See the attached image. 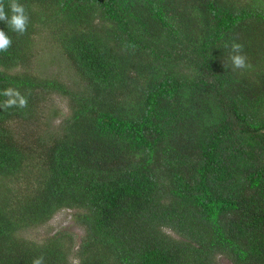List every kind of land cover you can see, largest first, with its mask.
<instances>
[{
	"label": "trees",
	"instance_id": "16d2710c",
	"mask_svg": "<svg viewBox=\"0 0 264 264\" xmlns=\"http://www.w3.org/2000/svg\"><path fill=\"white\" fill-rule=\"evenodd\" d=\"M19 2L26 31L0 21V264H264V0ZM61 210L78 241L22 234Z\"/></svg>",
	"mask_w": 264,
	"mask_h": 264
},
{
	"label": "clouds",
	"instance_id": "9594fccd",
	"mask_svg": "<svg viewBox=\"0 0 264 264\" xmlns=\"http://www.w3.org/2000/svg\"><path fill=\"white\" fill-rule=\"evenodd\" d=\"M28 13L23 3L19 0H0V21L4 22L11 31L23 34L28 24ZM11 43L9 35L5 30L0 29V52L6 50ZM242 45L232 43L229 60L233 68H246V57L241 52ZM3 95L8 97L4 101L6 106L17 105L23 107L26 104V98L19 91L13 88H5ZM32 264H43V257L37 256L32 260Z\"/></svg>",
	"mask_w": 264,
	"mask_h": 264
},
{
	"label": "rangeland",
	"instance_id": "374dc122",
	"mask_svg": "<svg viewBox=\"0 0 264 264\" xmlns=\"http://www.w3.org/2000/svg\"><path fill=\"white\" fill-rule=\"evenodd\" d=\"M50 51V47L47 52ZM54 51V49H53ZM54 69V66L50 67ZM53 105L55 107H60L65 111V102L61 98H54ZM71 210H61L57 212L47 223L37 226L35 228H29L23 231V235L32 240L39 241L43 239L46 235L54 233L56 231L66 230L75 235V240L78 241V237L82 234V231L78 225L73 222ZM219 264H230L226 259L219 258Z\"/></svg>",
	"mask_w": 264,
	"mask_h": 264
}]
</instances>
